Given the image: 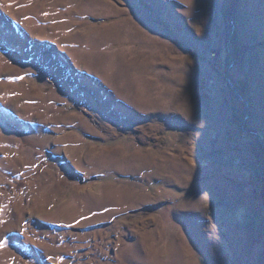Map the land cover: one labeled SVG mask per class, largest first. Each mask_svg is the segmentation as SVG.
<instances>
[{
	"label": "rangeland",
	"instance_id": "obj_1",
	"mask_svg": "<svg viewBox=\"0 0 264 264\" xmlns=\"http://www.w3.org/2000/svg\"><path fill=\"white\" fill-rule=\"evenodd\" d=\"M0 264H264V0H0Z\"/></svg>",
	"mask_w": 264,
	"mask_h": 264
},
{
	"label": "bare ground",
	"instance_id": "obj_2",
	"mask_svg": "<svg viewBox=\"0 0 264 264\" xmlns=\"http://www.w3.org/2000/svg\"><path fill=\"white\" fill-rule=\"evenodd\" d=\"M175 179V178H174Z\"/></svg>",
	"mask_w": 264,
	"mask_h": 264
}]
</instances>
